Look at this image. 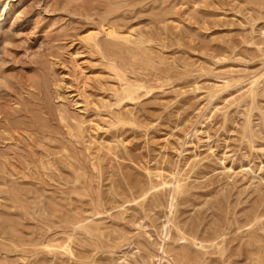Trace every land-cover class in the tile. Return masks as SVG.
I'll return each mask as SVG.
<instances>
[{
  "label": "rangeland",
  "instance_id": "rangeland-1",
  "mask_svg": "<svg viewBox=\"0 0 264 264\" xmlns=\"http://www.w3.org/2000/svg\"><path fill=\"white\" fill-rule=\"evenodd\" d=\"M4 7L0 264L264 257V0ZM111 28L139 46L118 45ZM91 32L100 51L84 41ZM129 84L143 86L133 99ZM91 220L93 235L76 230Z\"/></svg>",
  "mask_w": 264,
  "mask_h": 264
},
{
  "label": "bare ground",
  "instance_id": "bare-ground-1",
  "mask_svg": "<svg viewBox=\"0 0 264 264\" xmlns=\"http://www.w3.org/2000/svg\"><path fill=\"white\" fill-rule=\"evenodd\" d=\"M75 1V0H74ZM8 14V11L5 9V7L1 10L0 9V28L2 27V24L5 20V16ZM94 30V29H92ZM105 31V29H103ZM105 34L111 38L112 40H114V42H116L118 45L120 46H130V45H135V46H139L140 42H141V38H139L138 36H136L134 33H121L118 32L116 30H114L113 28H111L108 31H105ZM98 35L99 32H91L89 33L86 37H84V41L91 46L92 48L100 51L101 50V45L99 43V39H98ZM160 36V35H159ZM111 64L113 65V68L117 71V73H119V69L117 68L118 66L115 64V62L113 60H111ZM233 77V76H232ZM234 78V77H233ZM262 79V78H261ZM258 78H253V80L251 81V88L249 89V94L251 96L254 95V91H255V87L258 83ZM237 81V80H236ZM142 85H126L123 89V97L127 98V99H133L134 96L137 94V92L142 88ZM237 88V87H236ZM239 94V93H238ZM63 120H68L70 119L67 115H61ZM124 122V121H123ZM126 122V121H125ZM245 124V123H244ZM246 126V124H245ZM78 133H81V130L78 129ZM88 131V130H87ZM79 137V134H78ZM78 142V141H77ZM80 143V142H79ZM75 146V144H74ZM83 151V150H82ZM81 151V152H82ZM82 154V153H81ZM80 155V154H79ZM78 155V156H79ZM41 167V166H40ZM43 170V169H42ZM81 174V173H80ZM83 175V174H81ZM84 177V175H83ZM86 177V176H85ZM88 178V177H87ZM86 179V178H85ZM91 181V180H90ZM170 185V190L172 191V197H171V202H173V200L175 199V195L177 193H179L182 189H183V185H181L180 180L178 178H174V180L169 184ZM6 193V192H5ZM12 193V192H11ZM147 194V193H146ZM16 197V194H15ZM19 197V196H18ZM53 200V199H52ZM100 200V199H99ZM52 203V202H51ZM55 204V203H54ZM57 210V209H56ZM36 214V213H35ZM99 214V213H98ZM87 219V218H86ZM101 221V220H100ZM49 222V221H48ZM100 227V226H99ZM76 230H79L81 233H83L84 235L87 236H91L93 235V233L98 230V226L94 221H88V222H84L81 221L78 223V225L75 226ZM74 235L72 237H70L69 242H73L74 240ZM164 239V238H163ZM125 242V241H124ZM128 243V242H126ZM165 242L163 243L162 247H161V251L163 254L165 255H169V250H167L165 248ZM66 249L68 250V252H71V248L70 246H67ZM45 250V249H44ZM107 251V250H106ZM29 253V252H28ZM27 254V253H26ZM49 254V253H48ZM29 255V254H28ZM93 259V258H92ZM251 264H264V257H262L260 254H255L251 257ZM49 263V262H48Z\"/></svg>",
  "mask_w": 264,
  "mask_h": 264
}]
</instances>
